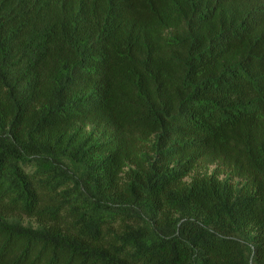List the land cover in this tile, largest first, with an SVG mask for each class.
<instances>
[{
  "label": "trees",
  "instance_id": "16d2710c",
  "mask_svg": "<svg viewBox=\"0 0 264 264\" xmlns=\"http://www.w3.org/2000/svg\"><path fill=\"white\" fill-rule=\"evenodd\" d=\"M0 264H264V0H0Z\"/></svg>",
  "mask_w": 264,
  "mask_h": 264
}]
</instances>
